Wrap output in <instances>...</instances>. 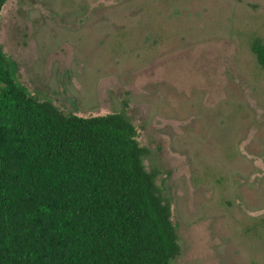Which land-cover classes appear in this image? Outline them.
<instances>
[{
    "label": "rangeland",
    "instance_id": "rangeland-1",
    "mask_svg": "<svg viewBox=\"0 0 264 264\" xmlns=\"http://www.w3.org/2000/svg\"><path fill=\"white\" fill-rule=\"evenodd\" d=\"M264 0H6L15 82L78 117L123 113L171 211L170 264H264Z\"/></svg>",
    "mask_w": 264,
    "mask_h": 264
},
{
    "label": "trees",
    "instance_id": "trees-1",
    "mask_svg": "<svg viewBox=\"0 0 264 264\" xmlns=\"http://www.w3.org/2000/svg\"><path fill=\"white\" fill-rule=\"evenodd\" d=\"M250 50L264 70V43ZM147 154L123 113L30 96L0 48V264H170L177 234Z\"/></svg>",
    "mask_w": 264,
    "mask_h": 264
}]
</instances>
